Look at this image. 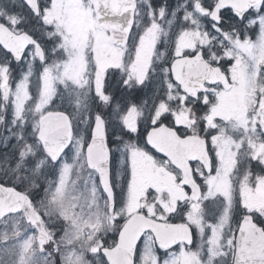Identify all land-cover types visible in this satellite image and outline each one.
Masks as SVG:
<instances>
[{
  "label": "snow or ice",
  "instance_id": "obj_1",
  "mask_svg": "<svg viewBox=\"0 0 264 264\" xmlns=\"http://www.w3.org/2000/svg\"><path fill=\"white\" fill-rule=\"evenodd\" d=\"M0 264H264V0H0Z\"/></svg>",
  "mask_w": 264,
  "mask_h": 264
}]
</instances>
